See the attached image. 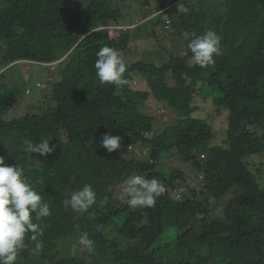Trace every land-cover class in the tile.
<instances>
[{
    "label": "trees",
    "instance_id": "trees-1",
    "mask_svg": "<svg viewBox=\"0 0 264 264\" xmlns=\"http://www.w3.org/2000/svg\"><path fill=\"white\" fill-rule=\"evenodd\" d=\"M113 4L0 0V156L22 167L51 212L40 221L33 215L44 230L41 253L32 254L36 241L26 233L18 254H28L15 264H264V183L248 163L264 153V0H185L183 12L174 6L175 18L161 20L171 39L165 47L173 50L163 63L132 61L128 41L138 37L112 36L123 30L107 26L127 20ZM150 30L161 38L157 25ZM208 30L222 37V55L201 68L187 45L193 33ZM104 46L127 49V58L120 52L126 83L96 77V53ZM18 60L56 62L50 66L57 78L34 108L12 117L21 92L2 77L3 68L23 63ZM134 77L144 78L151 97L175 114L160 132L154 117L141 110L145 100L131 93ZM195 95L211 99L212 122L226 114L222 144L210 142L214 123L194 117ZM104 133L120 136L121 147L87 151ZM42 139L55 145L53 153L26 150L25 140ZM172 154L190 163L196 177L164 169ZM133 175L165 185L154 206L133 208L114 195ZM86 184L96 193L95 204L85 212L66 207L64 201ZM233 187L237 193L221 207ZM136 209L141 217L131 231L124 222ZM84 232L93 241L91 252L77 244Z\"/></svg>",
    "mask_w": 264,
    "mask_h": 264
},
{
    "label": "clouds",
    "instance_id": "clouds-1",
    "mask_svg": "<svg viewBox=\"0 0 264 264\" xmlns=\"http://www.w3.org/2000/svg\"><path fill=\"white\" fill-rule=\"evenodd\" d=\"M185 10L181 4L179 11ZM187 46L193 60L201 68L214 65L215 57L222 55V37L214 30H208L200 35L193 33ZM96 57L95 74L101 83L117 85L126 83L124 74L127 71V64L119 51L110 46H104L96 53ZM17 62L24 63L23 60ZM55 63L45 64L54 65ZM24 144L28 152L38 153L41 156H47L55 151V145L50 144V139H42L39 143L25 140ZM101 145L112 153L121 147V137L104 133ZM165 191V185L158 179H147L143 175L129 177L123 188V194L127 197L126 202L133 208L154 206L156 198ZM95 202L96 193L88 184L72 192L70 198L64 201L66 207L70 206L77 212L87 211ZM50 214L49 203L34 189L24 175L22 167L9 164L4 156H0V264H15L26 233L33 234L31 239L36 243L32 254L39 255L43 249V241L39 237L44 235V230L39 223L33 222V215L36 221H40ZM101 228L102 225L97 226V231ZM77 244L89 252L94 250L93 241L88 232L79 236ZM77 244L72 247L73 255L76 253Z\"/></svg>",
    "mask_w": 264,
    "mask_h": 264
},
{
    "label": "rangeland",
    "instance_id": "rangeland-1",
    "mask_svg": "<svg viewBox=\"0 0 264 264\" xmlns=\"http://www.w3.org/2000/svg\"><path fill=\"white\" fill-rule=\"evenodd\" d=\"M164 0H150V4L144 5L142 1H122L114 0L113 5H118L125 12L127 20H122V25H119V28H122L123 31L119 29L116 30V26L108 27L113 28V35H118L121 33L131 32L132 35H136L138 38L132 39L129 37L128 47L130 48L132 55V61L142 60L146 62H155L163 63L167 61L172 55L173 50L166 48L170 46V37L167 32L164 30L163 22L161 20L165 19L166 15H170L171 18H175V9L174 6L178 7L185 3V0H176L173 3H164L161 6L160 10H157L158 4ZM162 10V11H161ZM161 11V12H160ZM159 21V22H157ZM157 25L158 34L161 38H156L150 36V32L153 28V25ZM129 25V26H127ZM171 29L167 27L166 29ZM166 43V44H164ZM166 46V47H165ZM123 50V49H122ZM127 49L120 51L123 56L127 58ZM4 74L2 79L9 83V85L17 86L20 89V99L17 104L14 105V108L10 110L9 116L15 117L24 114L28 109L34 108L36 102L43 98V93L46 90L51 89V80H56V73L53 72L50 65L45 63H14L3 68ZM40 82L41 86H38L37 83ZM131 87V93L138 95V97L145 100L141 110L147 114H150L154 117V131L160 132L167 125H170L174 122L175 114L174 112L161 104L160 101H157L155 98L151 97V89L147 84L146 80L142 77H134L129 81ZM30 88V91L27 90ZM127 93V92H126ZM196 99L194 103L198 105V109L193 112L194 117L205 119L212 122L214 119L213 114L211 113L213 109V103L211 99H205L203 96L195 95ZM171 110V111H170ZM214 122H212L213 124ZM226 124L227 116H217L214 123V136L210 141L211 144H222L223 140L226 138ZM86 150L89 152L92 151H106L101 145V140L96 142L89 143L86 147ZM138 151H134L136 153ZM139 154H143L142 152ZM248 163L250 167L256 172L257 176L263 180L264 183V153L254 154L249 157ZM164 169L168 171L174 170H184L190 174L191 177H196V173L192 169L190 163L183 162L178 155H169L165 158ZM200 178V176H199ZM199 182V181H198ZM126 186V182L120 184L114 188V195L121 201L126 202L127 197L123 194V188ZM236 187L231 188V190L222 197L220 200L221 207L229 199V197L235 195L237 191ZM127 203V202H126ZM220 208H218L215 213L220 214ZM141 217L140 210L136 209L132 212L124 222V227L128 230H134L138 219ZM28 253L21 252L17 255V258L25 257Z\"/></svg>",
    "mask_w": 264,
    "mask_h": 264
},
{
    "label": "water",
    "instance_id": "water-1",
    "mask_svg": "<svg viewBox=\"0 0 264 264\" xmlns=\"http://www.w3.org/2000/svg\"><path fill=\"white\" fill-rule=\"evenodd\" d=\"M166 2H167V0H164L160 4H158L157 10H160L161 9V6H163V4L166 3Z\"/></svg>",
    "mask_w": 264,
    "mask_h": 264
},
{
    "label": "built area",
    "instance_id": "built-area-1",
    "mask_svg": "<svg viewBox=\"0 0 264 264\" xmlns=\"http://www.w3.org/2000/svg\"><path fill=\"white\" fill-rule=\"evenodd\" d=\"M112 26H115V25H109V26H107V27H112ZM116 27H118V26H116ZM39 84V83H38ZM27 90H29L30 91V89H27Z\"/></svg>",
    "mask_w": 264,
    "mask_h": 264
}]
</instances>
